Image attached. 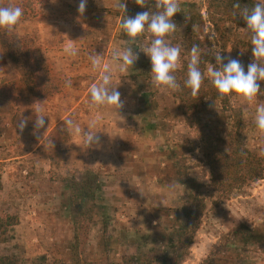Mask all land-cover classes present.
<instances>
[{
    "label": "rangeland",
    "instance_id": "obj_1",
    "mask_svg": "<svg viewBox=\"0 0 264 264\" xmlns=\"http://www.w3.org/2000/svg\"><path fill=\"white\" fill-rule=\"evenodd\" d=\"M6 1L22 8L25 15L16 32L39 48L56 89L43 98L27 93L19 69L0 44V85L12 82L20 96L0 97V212L19 218L0 243V255L14 256L19 264H70L77 247L92 264H127L126 258L136 253L178 264L206 259L208 264H264V178L227 199L212 190L198 133L179 111L177 89L157 88L152 82L150 57L142 50L150 46L147 32L131 45L139 55L132 66L116 72L112 65L123 108L116 112L89 104L90 87L100 79L89 56L110 63L114 50L128 46L129 38L119 29L122 12H155V0L144 7L121 0L124 10L118 7L120 0H88L83 14L77 10L79 0H0ZM178 3L181 11L172 17L176 31L165 37L181 48L177 67L191 58L185 48L195 36L204 45L211 39L215 53L232 59L249 51L250 37L238 25L226 23L224 35L212 31L206 0ZM192 22L193 31H187ZM68 44L79 51L64 65L57 54ZM232 104L242 113L243 144L264 156V132L255 126L264 91L251 102L235 94ZM37 106L48 116V125L34 134ZM199 108L216 143L225 148L231 123L227 113L210 98ZM68 117L85 130L98 120L91 131H98L103 146L84 148L82 137L68 133L61 144L63 160L52 164L46 138L54 127H64ZM21 119L28 120L23 133L17 128ZM90 177L95 178V197L80 208L71 201L69 184ZM199 197L205 206L194 241L185 249L179 238L185 225L182 210L194 207ZM242 222L253 232L247 243L232 232Z\"/></svg>",
    "mask_w": 264,
    "mask_h": 264
},
{
    "label": "trees",
    "instance_id": "obj_2",
    "mask_svg": "<svg viewBox=\"0 0 264 264\" xmlns=\"http://www.w3.org/2000/svg\"><path fill=\"white\" fill-rule=\"evenodd\" d=\"M206 12L208 22L212 26V31L225 34L224 27L228 22H232L243 29H247V24L242 17L234 13L239 12L244 8L251 9L254 7L257 0H206ZM12 5L11 2H0V6ZM239 5V8L236 7ZM13 6V5H12ZM31 7V6H30ZM23 15L21 16L24 17ZM124 15L134 17V11L125 9L122 12L121 19ZM20 18V19H21ZM18 25V24H17ZM11 30L0 28V44L8 59H10L20 71V80L27 93L36 97L43 98L50 95L56 86L51 78L48 67L32 40L20 37L16 28ZM193 22L189 25L187 31H193ZM194 45L199 46L200 52V68L204 74V80L199 90L198 96L193 97L190 89L183 86V81L187 75V65L190 59L184 60L180 67L173 73L176 76L177 83L180 87L176 88L175 98L178 102L179 111L186 123L193 127L198 133L200 139V148L209 169V182L212 190L221 199H227L230 195L241 189L244 186H249L264 178V156L258 155L250 151L240 138V130L243 124L242 113L232 104V96L220 95L217 89L212 85L207 76V68L211 64L215 65V50L214 43L211 39L207 40L206 45L202 43L198 37H193L187 41L186 50L191 52ZM203 46L207 49L204 50ZM226 47V43L222 48ZM249 51L246 54H241L240 62L244 65L245 71L247 66L254 62L255 58L252 55V47L247 45ZM246 48V46H245ZM226 63V62H225ZM260 84L261 91H264V80L257 81ZM0 97L7 99H20L12 82H7L0 85ZM207 98L218 101L223 112L227 113L231 120L229 125L228 140L226 147H221L216 143L214 134L212 133L208 123H206L200 113V104ZM69 138L68 132L64 131L63 126L54 127L48 134L46 141L48 145L49 159L52 164H59L63 160L61 144ZM181 181V180H180ZM184 183V182H182ZM1 168H0V188ZM72 190L71 201L77 204L78 207H84L87 202L95 197V178L90 177L88 181L73 180L69 184ZM197 204L189 209L182 210V217L185 221L183 229L179 232V238L183 242V247L189 248L194 241L195 229L197 222L200 221L204 202L202 198H197ZM19 218L15 214H5L0 212V243H3L8 238L10 228L17 225ZM194 223V224H193ZM233 236L238 237L241 242L247 243L253 239V232L246 223H239L233 229ZM77 239V236H75ZM127 264H178V260H153L150 257L136 253L126 258ZM0 264H19L14 256L0 255ZM70 264H92L84 261L80 257L77 247L72 250V259ZM202 264H208L207 259Z\"/></svg>",
    "mask_w": 264,
    "mask_h": 264
},
{
    "label": "clouds",
    "instance_id": "obj_3",
    "mask_svg": "<svg viewBox=\"0 0 264 264\" xmlns=\"http://www.w3.org/2000/svg\"><path fill=\"white\" fill-rule=\"evenodd\" d=\"M148 0H135L137 5L144 7ZM88 0H79L78 12L83 14L86 10ZM119 8L124 10L125 4L121 2ZM155 12L143 11L137 13L134 17H124L119 22L120 31L127 36L128 46L123 51L114 50L110 57V63L102 64V56L90 55L89 61L94 70L100 72V79L93 83L89 90V104L93 108H123L124 102L121 100V94L117 90V84L113 82L114 71L112 65H115L116 72H123L139 58L138 53L134 52L131 45L136 44V38L147 32L150 39V46L145 51L142 49L151 61V73L153 84L159 87L176 89L180 87L177 83L176 76L173 73L177 70V61L181 55L179 46H172L167 43L165 37L176 31L177 25L173 22L172 17L175 13L181 11L178 0H155ZM239 8V5H236ZM239 14L247 24V35L250 37L252 55L254 62L247 66L245 71L244 65L238 59H232L215 53V65L211 64L207 69V76L212 85L217 89L220 95L236 94L245 101L251 102L257 93L261 91L260 84L257 81L264 80V0H257L251 9L244 8L234 16ZM23 10L19 6H0V28L11 30L14 28L21 16ZM78 49L72 44L64 48L68 56L78 55ZM199 46L194 45L191 48V59L187 65V75L183 81V86L190 89L191 95L197 97L204 80V74L200 68ZM225 61H227L225 63ZM68 86H71L69 80ZM36 118L34 121L33 133L39 132L48 125L43 114V109L37 106L34 110ZM48 117V116H47ZM64 131L82 137L84 148L102 147L101 137L98 131H91L99 124L98 120H92L84 126L77 124L71 117L64 120ZM28 124L27 119H21L17 128L23 133ZM255 126L261 132H264V106H258ZM48 127V126H47Z\"/></svg>",
    "mask_w": 264,
    "mask_h": 264
},
{
    "label": "crops",
    "instance_id": "obj_4",
    "mask_svg": "<svg viewBox=\"0 0 264 264\" xmlns=\"http://www.w3.org/2000/svg\"><path fill=\"white\" fill-rule=\"evenodd\" d=\"M57 59L60 60V63H64V65H67L68 62L64 61H69L68 60V55L64 52V49L62 48L60 52L57 54Z\"/></svg>",
    "mask_w": 264,
    "mask_h": 264
}]
</instances>
